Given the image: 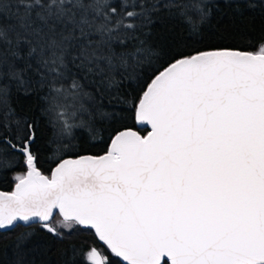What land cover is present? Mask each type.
Segmentation results:
<instances>
[{"label":"snow or ice","instance_id":"1","mask_svg":"<svg viewBox=\"0 0 264 264\" xmlns=\"http://www.w3.org/2000/svg\"><path fill=\"white\" fill-rule=\"evenodd\" d=\"M188 8L208 18L206 0H0V172L23 169L0 191V230L38 224L63 240L90 228L124 264H264V43L173 59L136 102L147 135L125 129L102 155L73 154L77 131L95 139L113 115L98 98L160 55L147 37L161 10L197 30ZM32 94L67 157L51 175L14 106ZM34 232L16 237V264ZM85 257L110 264L95 248Z\"/></svg>","mask_w":264,"mask_h":264},{"label":"trees","instance_id":"2","mask_svg":"<svg viewBox=\"0 0 264 264\" xmlns=\"http://www.w3.org/2000/svg\"><path fill=\"white\" fill-rule=\"evenodd\" d=\"M188 4L201 3L202 0H184ZM209 9L208 18L199 22L196 9L185 10L186 16L198 24L196 31L179 15L169 14L161 10L159 19L155 21L147 37L149 43L157 48L159 56H153L138 70L136 78L125 80L120 86L119 95L115 92L104 94L98 98L100 105L113 115L100 127L102 133L93 139L87 130L77 131V139L73 142L76 148L74 155H98L106 151L113 136L122 128H135L141 134L147 129H140L134 121V109L146 84L158 71L166 67L180 55H191L195 51L206 49L235 48L241 51L259 52L264 43V0H242L240 10L228 0H206ZM177 10H173L175 13ZM19 117L34 122L37 129V142L33 151L38 157L37 167L45 175L59 162L62 156L54 153L49 144L54 139V128L49 123L50 117L42 111L41 102L35 94L19 95L14 100ZM55 145H53L54 147ZM21 168L8 172H0V189L11 190L16 182L13 179ZM60 215L53 217V223ZM35 230L22 247V264H93L85 254L95 248L102 258L110 264H123L107 247L95 237L92 229L76 228L71 234L65 233L63 240L42 231L38 224H31L28 229L22 224L7 231H0V264H16L20 257L16 250V237L25 231Z\"/></svg>","mask_w":264,"mask_h":264},{"label":"water","instance_id":"3","mask_svg":"<svg viewBox=\"0 0 264 264\" xmlns=\"http://www.w3.org/2000/svg\"><path fill=\"white\" fill-rule=\"evenodd\" d=\"M219 49V48H218ZM232 49H235V48H232ZM207 50H211V49H206V51ZM236 50H239V49H236ZM239 51H241V50H239ZM242 52H250V51H246V50H244V51H242ZM252 53V52H251ZM256 53H258V52H256ZM168 66V65H167ZM166 66V67H167ZM165 68V67H164ZM163 69H161L160 71H162ZM151 81V80H150ZM150 81L148 82V83H150ZM147 83V84H148ZM146 84V85H147ZM147 87V86H146ZM145 87V88H146ZM138 102V101H137ZM134 111H135V113H134V121H135V123H136V125H137V127L138 128H140V129H147V131L144 133V134H141L137 129H133V128H122V130H119V131H123V130H125V129H132L133 131H136V132H138L140 135H147L148 134V132H150L151 131V126L150 125H148L146 122H141V121H139L138 120V118H137V110H136V106H135V109H134ZM118 131V132H119ZM117 133V132H116ZM115 133V134H116ZM114 134V135H115ZM110 143V142H109ZM107 149V148H106ZM103 153H101V154H98V155H102ZM85 155H93V154H85ZM93 156H96V155H93ZM64 158H67V157H64ZM59 162H57L56 163V165L58 164ZM56 165L52 168V169H54L55 167H56ZM52 169H51V171H52ZM51 171H50V173H49V175H51ZM17 182V181H16ZM15 182V183H16ZM15 183H14V185L12 186V189L11 190H3V189H0V191H3V192H11V191H13L14 190V186H15ZM57 214H59V213H57ZM60 215V214H59ZM20 224H22L23 226H24V224L23 223H20ZM11 229H13V228H11ZM11 229H9V230H11ZM89 229V228H88ZM1 231V230H0ZM2 231H4V230H2ZM7 231V230H6ZM93 231V233H94V235H95V237H96V234H95V232H94V230H92ZM101 242V241H100ZM101 243H103V242H101ZM104 244V243H103ZM105 245V244H104ZM106 246V245H105ZM107 247V246H106ZM107 249H108V247H107ZM123 264H124V262H123V260H122V258H119V257H117Z\"/></svg>","mask_w":264,"mask_h":264}]
</instances>
